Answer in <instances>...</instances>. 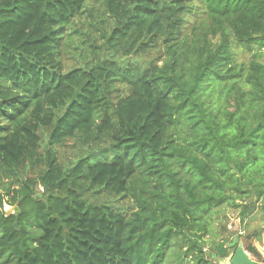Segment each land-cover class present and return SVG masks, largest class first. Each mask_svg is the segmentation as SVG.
Segmentation results:
<instances>
[{"label":"trees","instance_id":"16d2710c","mask_svg":"<svg viewBox=\"0 0 264 264\" xmlns=\"http://www.w3.org/2000/svg\"><path fill=\"white\" fill-rule=\"evenodd\" d=\"M0 192V264H219L264 219V0H0Z\"/></svg>","mask_w":264,"mask_h":264},{"label":"rangeland","instance_id":"374dc122","mask_svg":"<svg viewBox=\"0 0 264 264\" xmlns=\"http://www.w3.org/2000/svg\"><path fill=\"white\" fill-rule=\"evenodd\" d=\"M89 8L91 10H93V14H97L96 11L98 10V6L94 3H90V6ZM99 14V13H98ZM88 14H86L84 16V18H86L87 21L91 20L90 18H87ZM79 31L81 32V39H84L86 41V44L85 46L82 48L85 50V54H86V59H88L89 61L91 60H96V48H99L102 44V41H101V34H100V29H92V28H89L87 26V24L85 23L83 25V27H78ZM106 33L108 32L107 29H105ZM87 37V39L85 38V36ZM89 40V41H88ZM89 45V48L88 46ZM96 49V50H94ZM70 58H72V56H69ZM67 57V64H70L71 61L68 60ZM245 56H241L239 54V58L241 59H244ZM153 58V56H145V57H142L140 58V61H141V64L143 65L144 62L146 63L147 61L151 60ZM139 61V60H137ZM117 63L121 64V61L118 60ZM79 64V63H78ZM69 145H66V147L60 149L58 151V157L60 159L61 162H63V166L64 167H67L66 165H70L73 163L75 157H74V151L69 149ZM68 168V167H67ZM92 201V199H89ZM97 203H104L106 205H113L116 207V208H120V209H129V206H130V203L128 201H116V198H114L113 196L110 197V196H101L100 198L97 199L96 201ZM260 203L257 205L259 206ZM260 207V206H259ZM8 209V208H7ZM227 210V209H226ZM222 211L221 214H220V218L221 219H225V217H222L224 216V214H227V219L229 220V223L226 222V231L228 232L227 235H225V237H228L227 239L229 240L231 238V236L233 234H235V232L237 231V228L240 227L239 223L238 222H231L232 219H235L233 214L230 213L231 211ZM257 216L255 217V220L254 221H251V223H248L250 224V229H249V232L245 231L246 235L247 234H251V232H259L261 233V239L260 240H247L245 239L244 237H241L240 238V241L243 243L244 246H251V247H255L254 249H256V252H259L258 254H260L262 260L264 261V257L263 255L261 254L260 250L263 248V244H264V219L261 220V214H259L258 212L255 213ZM248 219V218H247ZM215 227V226H214ZM236 228V230H235ZM234 230V231H232ZM251 257V256H250ZM256 261V260H255ZM223 262V263H222ZM220 264H226V262L222 261Z\"/></svg>","mask_w":264,"mask_h":264},{"label":"water","instance_id":"95a60500","mask_svg":"<svg viewBox=\"0 0 264 264\" xmlns=\"http://www.w3.org/2000/svg\"><path fill=\"white\" fill-rule=\"evenodd\" d=\"M7 208L8 207L5 204L4 196L0 192V212L5 217H8L13 212V210H14V208H8V209ZM234 244H235V240L232 241V243L228 246V248L233 247ZM260 252H261V254L264 257V244H263V248L260 250ZM222 261L226 262V264H259V263H256L254 261H251L248 258V256L246 255V253L243 251L241 244H238V247H237L236 251L234 252V255L233 256H231L229 259H224Z\"/></svg>","mask_w":264,"mask_h":264},{"label":"flooded vegetation","instance_id":"af4514ba","mask_svg":"<svg viewBox=\"0 0 264 264\" xmlns=\"http://www.w3.org/2000/svg\"><path fill=\"white\" fill-rule=\"evenodd\" d=\"M234 216V215H233ZM234 218L235 219H232V223L233 222H238L239 223V225H240V227L239 228H237V231L235 232V234H233L232 236H231V238L229 239V242L226 244V247H227V249H228V256H227V258H225V259H229L231 256H233L234 255V252L236 251V249H237V247H238V244H241L242 245V249H243V251L246 253V255L248 256V258L251 260V261H254V262H256V263H259V264H264V261L262 260V258H260V259H258V258H256L255 257V255L252 253V252H250V251H248V249H247V247L248 246H244L243 245V243L240 241V238L241 237H244L245 239H247L246 238V233H245V231L242 229V226H241V222H240V219H239V216H238V214H235V216H234ZM227 220V222L229 223V220L228 219H226ZM235 230H236V228H235ZM232 231H234V230H232ZM261 239V238H260ZM233 240H235V244L233 245V247H231V248H228V246L232 243V241ZM247 240H255V238L254 237H251L250 239H247ZM254 247V246H253ZM255 248V247H254ZM256 250V249H255ZM259 253V252H258ZM251 256V257H250ZM256 260V261H255ZM220 263V262H219Z\"/></svg>","mask_w":264,"mask_h":264}]
</instances>
